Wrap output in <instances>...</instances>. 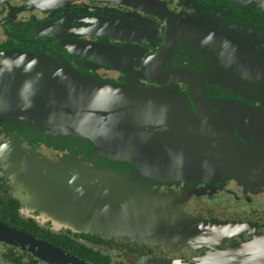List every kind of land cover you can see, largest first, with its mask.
I'll use <instances>...</instances> for the list:
<instances>
[{"label":"flooded vegetation","instance_id":"obj_1","mask_svg":"<svg viewBox=\"0 0 264 264\" xmlns=\"http://www.w3.org/2000/svg\"><path fill=\"white\" fill-rule=\"evenodd\" d=\"M68 1L67 8L53 10L47 9L49 0H0V66L14 53H19L16 58L28 52L52 54L57 45L45 34L66 20L73 37L103 45L107 54H65L80 72L115 83H125L129 76L136 85L184 92L183 105L191 113H212L217 143L229 150L214 154L213 166L203 174L214 180L196 184L203 190L181 204L182 209L235 226L228 233L222 228L206 233L193 244L171 245L127 240L103 229H78L39 203V192L34 197L24 186L28 176L12 178L0 164V264H264V8L227 0ZM143 1H152L160 10H151L155 6ZM52 20L50 28L46 24ZM186 72L198 74L205 91L191 93L188 83L173 81ZM11 75L0 70V103L11 98ZM7 111L14 114L13 109ZM4 114L0 110V116ZM17 123L0 120V148L13 154L32 151L55 162L69 153L45 145ZM191 129L204 132L207 127ZM158 190L178 193L179 186ZM17 233L58 255L51 258L32 250L12 236Z\"/></svg>","mask_w":264,"mask_h":264},{"label":"water","instance_id":"obj_2","mask_svg":"<svg viewBox=\"0 0 264 264\" xmlns=\"http://www.w3.org/2000/svg\"><path fill=\"white\" fill-rule=\"evenodd\" d=\"M49 1L47 9L69 6L68 0ZM227 1L264 8V0ZM145 3L160 10L152 1ZM49 24L52 28L54 21ZM48 35L57 45L52 54L28 52L16 58L19 53H14L1 63L4 74L12 71V91L8 102L0 103L5 113L0 120L13 119L45 145L69 153L55 162L32 151L13 154L0 148L5 173L12 178L28 176L24 186L33 194L39 192V203L53 214L56 210L65 225L78 229H103L152 245L191 243L217 229L231 231L233 222L185 214L181 206L203 190L196 184L214 180L203 176L213 166L214 154L229 150L217 143L212 113L203 117L191 113L183 105L184 92L176 87H144L129 76L125 83H115L80 72L65 54L75 58L92 57L95 50L100 57L107 54L103 45L73 37L66 20ZM188 73L172 80L188 83L191 93L205 91L204 80ZM12 109L14 114H8ZM198 125L207 129H191ZM222 133L230 135L228 130ZM172 184L179 186L178 193L158 190ZM18 234L12 236L32 250L51 258L59 253Z\"/></svg>","mask_w":264,"mask_h":264},{"label":"rangeland","instance_id":"obj_3","mask_svg":"<svg viewBox=\"0 0 264 264\" xmlns=\"http://www.w3.org/2000/svg\"><path fill=\"white\" fill-rule=\"evenodd\" d=\"M207 219H210V218H207Z\"/></svg>","mask_w":264,"mask_h":264}]
</instances>
